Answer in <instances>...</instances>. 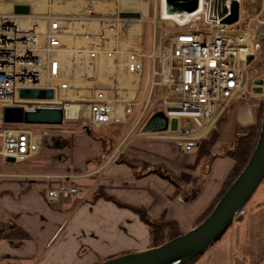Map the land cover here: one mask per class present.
<instances>
[{
    "label": "crops",
    "instance_id": "0c3cea01",
    "mask_svg": "<svg viewBox=\"0 0 264 264\" xmlns=\"http://www.w3.org/2000/svg\"><path fill=\"white\" fill-rule=\"evenodd\" d=\"M123 1L125 8L120 6L122 1L116 7L113 1L98 4L95 0H0V13H10L15 5H26L33 15L53 13L69 17L76 21L73 29L77 34L67 35L64 43L76 50L86 45L82 34L103 29L101 23H87L92 15L111 11L110 17L102 18L106 20L120 13H137L138 20L128 19L123 22L126 29H118L115 46L120 52L140 51L147 44L143 40L146 29L143 20L149 15V4L142 0ZM79 21L84 22L83 27ZM121 57L115 56V62H120ZM77 60L75 64L67 63V70L71 74L75 72V80H81L79 74L84 73V69L79 67ZM107 62L100 58V65H105L101 69L108 74L103 77L99 72L103 84L110 81L120 87L134 85V79L125 76L122 70L109 74L111 66ZM130 117L123 123L128 124L119 136L109 134L110 139L113 135L118 143L112 144L111 150L110 144L105 147L98 136L61 129L43 131L39 153L27 163L0 161V264H100L150 249L147 227L130 210L103 199L85 201L97 190L121 204L144 209L152 220L170 219L181 232L186 233L194 227L221 190L233 166L232 160L219 157L205 172L199 171L197 175L203 179L202 186L192 198L186 189L175 195L170 182L154 175L144 177L146 171L139 165L161 167L176 177L193 164L195 155L180 153L169 140L139 135L134 128L136 119L129 121ZM244 121L247 123L234 124L238 127L252 125L255 115ZM110 126H103L101 131ZM104 148L112 152L99 164L96 159L101 157ZM58 176L73 179H59ZM69 182L81 186L82 194L75 201L61 200L54 205L56 208L48 205L42 194L44 189H56ZM263 263L264 179L244 206L243 215L233 219L224 234L191 264Z\"/></svg>",
    "mask_w": 264,
    "mask_h": 264
},
{
    "label": "built area",
    "instance_id": "2783aa9c",
    "mask_svg": "<svg viewBox=\"0 0 264 264\" xmlns=\"http://www.w3.org/2000/svg\"><path fill=\"white\" fill-rule=\"evenodd\" d=\"M238 2V20L232 25L222 23L229 16V0H211L207 5L204 2L203 12L184 24L162 20L157 3L152 16L143 20L150 29L148 46L125 52L115 46L118 29H126L123 22L128 20L119 14L106 20L91 17L87 23H101L104 30L82 34L86 45L76 50L64 43L67 35L77 34L73 29L76 21L69 17L53 13L27 16L15 15L12 11L0 13V157L23 164L33 159L40 147L39 137L29 126L3 123L5 108L19 107L23 111L60 108L65 123L80 117H66V105L72 102L84 104L87 125L94 129L123 124L134 108H138L134 128L140 130L139 135L169 140L180 153L194 155L234 101L255 99L256 103L246 102V107L240 108L247 109L250 117L264 101V78L256 75L257 70H250L264 38L263 10L259 6L246 12L241 0ZM223 6L227 11L218 17ZM197 9L166 15H193ZM78 23L83 27L84 22ZM40 25L43 29L37 31ZM117 55L122 56L120 62H115ZM101 57L112 63L109 74L122 70L125 76L134 79V85L95 83L99 72L103 77L108 75L101 69ZM76 58L79 67L84 69L79 78L92 82L85 89L89 93L87 98L76 94L83 93L84 89L73 82L75 72L71 74L67 70V63L75 64ZM256 80L260 85L254 84ZM141 89L142 96L138 99ZM21 90H51L53 99L59 101L20 99ZM155 113L167 120L166 129L144 132L145 123ZM173 121L175 128L171 127ZM57 178L73 179L71 176ZM81 190V186L69 182L56 189L45 188L42 194L48 205H55L61 200L77 199ZM241 215L243 209L234 219Z\"/></svg>",
    "mask_w": 264,
    "mask_h": 264
},
{
    "label": "water",
    "instance_id": "95a60500",
    "mask_svg": "<svg viewBox=\"0 0 264 264\" xmlns=\"http://www.w3.org/2000/svg\"><path fill=\"white\" fill-rule=\"evenodd\" d=\"M225 1V0H222ZM198 0H164V13H191L197 9ZM226 7L218 13V17L226 13ZM15 15H29L30 9L26 5L12 7ZM239 15L238 0H229V16L222 23L232 25L237 22ZM120 18L138 20L137 13H120ZM260 85V81H254ZM258 92V90H257ZM20 99L27 100H53L51 90H21ZM5 124H18L26 126H61L63 125V112L60 108L38 107L34 111H23L19 107L5 108L2 114ZM167 127V120L160 113H155L143 127L144 132H162ZM175 128V122H171ZM89 134V131L86 129ZM5 163L13 164L11 158ZM264 179V107L261 116V126L254 150L236 179L227 188L219 199L212 212L197 226L186 233L162 245L148 250L121 255L108 259L100 264H187L202 255L227 230L234 216L241 211L257 187ZM194 195V194H193ZM192 195V197H193Z\"/></svg>",
    "mask_w": 264,
    "mask_h": 264
},
{
    "label": "trees",
    "instance_id": "16d2710c",
    "mask_svg": "<svg viewBox=\"0 0 264 264\" xmlns=\"http://www.w3.org/2000/svg\"><path fill=\"white\" fill-rule=\"evenodd\" d=\"M260 59L261 62L259 63L261 67L264 68V38L261 41V51H260ZM264 107V101L261 102L259 108L255 114V123L246 127H242L240 129L233 128L232 131V139L229 143L221 142L220 135L217 130H214L210 136L201 141L198 152L196 154L195 160L192 165L186 166L183 172L179 176H172L167 173L161 167H150L143 175L144 177L147 176H157L164 180L170 182L175 188V195L180 194L183 190H188V194L198 193L201 189L203 179L202 177L198 176L197 173L199 171H203L204 166L209 167L210 163L219 157H228L232 160L233 166L226 176L221 190L214 198L211 206L207 209V211L195 222V226L200 224L213 210L219 199L222 197L224 192L227 188L232 184V182L236 179L239 173L243 170L245 165L247 164L254 147L257 143L258 135L260 132L261 126V116ZM138 112V109L136 110ZM225 117L223 116L218 125L223 122ZM90 134H92L90 132ZM102 143L105 144L106 147V140L101 139ZM111 150V149H110ZM107 148H104L103 154L100 158L96 159V162L101 164L105 161L108 155L112 152ZM124 163L129 165L132 168L136 166L129 162L128 160H124ZM143 166V165H142ZM146 167L145 165L143 168ZM192 194V195H193ZM192 198L191 195H189ZM98 199H103L105 201L112 202L119 208H125L130 210L133 214H135L141 223H143L148 229L149 235V243L151 244V248L158 247L163 243L172 240L176 237L181 236L185 232H181L174 221L167 219V218H159L158 220H152L147 215L146 211L139 207H131L124 204L119 203L111 196L107 195L101 190L95 191L93 194L89 196L88 199H85L86 202H94ZM75 201V200H74ZM51 207L56 208L54 205ZM195 260V259H194ZM194 260L187 264H191ZM264 264V263H263Z\"/></svg>",
    "mask_w": 264,
    "mask_h": 264
},
{
    "label": "rangeland",
    "instance_id": "374dc122",
    "mask_svg": "<svg viewBox=\"0 0 264 264\" xmlns=\"http://www.w3.org/2000/svg\"><path fill=\"white\" fill-rule=\"evenodd\" d=\"M5 1H10V0H5ZM95 1L98 4H107V3H109V1H113L117 7L118 2L121 0H95ZM142 1H144V2L147 1L149 4V15L147 17L152 16L153 10L155 9L154 5H156L158 3V0H142ZM241 4H242L241 5L242 9L245 10L246 12L256 10L259 6H261V8L263 10L262 11V19L264 21V0H241ZM105 7H106V5H105ZM105 7H103V8H105ZM114 10L117 11L118 9L115 8ZM159 11H160V4H159ZM110 12L111 11H109V12L102 11L100 13H96V14L92 15V17H96V18L110 17V15H109ZM112 12H113V10H112ZM96 25H95V27H96ZM145 27H146V29H144V39L143 40H144V42H147V44H146V46H147L149 35H150V29H149L148 25H145ZM260 51H261V49H260ZM260 55H261V53L259 52V54L256 56L257 61L255 60L256 63L254 62L253 65H251L250 70H254V69L257 70L256 75L264 78V68L261 67V65L259 64L261 62ZM111 64L112 63L107 62L108 66H111ZM101 66H105V65L102 64ZM260 77H258V78H260ZM91 83H92L91 81L85 82V81H81L79 79H76L75 85L78 86V88L84 89L83 93L80 91L79 93L76 92V94L82 95L84 98H87V96H89V93L85 89H88L91 86ZM95 83H97V84L101 83V77L98 76L97 74L95 75ZM141 96H142V89L138 94V99H140ZM69 98L73 99L70 96H69ZM246 102H248L250 105H252L253 103H256L257 101L253 98L248 99L246 101H244V100L234 101L232 103L230 109L225 113L224 121L221 122L219 125H217L215 130L218 131V133L220 135V141L221 142L229 143L232 139L233 128H235V129L242 128V127L235 126V124L236 123L243 124L245 122L244 118L248 119L250 117L247 111L243 113V111L240 109L241 107H246V105H247ZM76 103H78V105L81 106L80 117L78 120H66L65 123H63V125H65L63 127L37 125V126H29L28 128L31 129L35 133V135L39 137V141H40V135L42 134L43 131H49L50 132L51 130L60 131L61 129H63V130L69 131V132H82V131L86 132V129H87L89 131V134L91 132L92 135L98 136L100 139H105L107 141L106 145L110 144V149H113L114 146L117 145L118 143H117L116 139L112 137L113 135L111 136V139H110L109 134L112 133V134L119 136L118 134L122 133L121 129L123 127L127 126L128 123L127 124L126 123L125 124H112L108 129H104L102 131H101L102 127L99 129L91 128L87 125V121H86V117H85V110L83 107L84 104L83 103L79 104V102H76ZM76 103H74V104H76ZM137 109L138 108H134L133 114L129 118V121H134L136 119V110ZM256 111H255V114H256ZM136 132L140 133V130H138ZM108 140H110V141H108ZM112 144H114V146ZM0 148H1V143H0ZM197 152L194 154L195 157H196ZM38 153H39V151H38ZM37 154H36V156H37ZM0 161H5V160L2 157H0ZM123 161L124 160H122V162ZM142 165L144 166L145 164H142ZM142 165H139V166H141L143 168ZM145 166L146 167L143 168L144 171H147L148 169H150L149 166H147V165H145ZM205 166H204L203 172H205L207 170V167H205Z\"/></svg>",
    "mask_w": 264,
    "mask_h": 264
},
{
    "label": "bare ground",
    "instance_id": "6f19581e",
    "mask_svg": "<svg viewBox=\"0 0 264 264\" xmlns=\"http://www.w3.org/2000/svg\"><path fill=\"white\" fill-rule=\"evenodd\" d=\"M122 2L120 3V6L122 7H126V2L125 1H123V0H121ZM209 1H211V0H199V7H198V9H197V11H196V13L195 14H193V15H184V16H181V17H179V16H167L165 13H164V0H158V5L160 4V11H159V16H160V18L162 19V20H172V21H174V22H177V23H180V24H184V23H187V22H189L190 20H194V17H196L198 14H200L201 12H203V3L204 2H206V5H207V3L209 2ZM128 5V4H127ZM135 6V5H134ZM131 7V6H130ZM141 7V6H140ZM139 7V8H140ZM128 8V7H127ZM126 8V9H127ZM206 12H207V9H206ZM205 12V13H206ZM197 19V18H196ZM84 24V23H83ZM86 24V23H85ZM37 26H35V28H36ZM88 27V26H87ZM42 29H43V27L40 25V27H39V30L38 29H36L37 31H42ZM76 30H77V27H76ZM101 31V30H100ZM76 32V31H75ZM126 36H128V35H126ZM67 45V44H66ZM239 52H244V50H240ZM103 81V80H102ZM56 101H59V99H53L52 101H51V103H55ZM80 110H81V106L80 105H78V103H76V104H74L73 102L72 103H68L67 105H66V117L67 118H70V119H72V118H77V117H79V115H80ZM243 111V113L244 112H246L247 111V109H244V110H242ZM248 112V111H247ZM247 121V120H246ZM244 122V123H247V122Z\"/></svg>",
    "mask_w": 264,
    "mask_h": 264
}]
</instances>
